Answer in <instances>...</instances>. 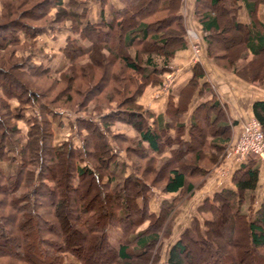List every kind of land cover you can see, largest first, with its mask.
I'll return each instance as SVG.
<instances>
[{
    "label": "trees",
    "instance_id": "1",
    "mask_svg": "<svg viewBox=\"0 0 264 264\" xmlns=\"http://www.w3.org/2000/svg\"><path fill=\"white\" fill-rule=\"evenodd\" d=\"M27 1L0 0V244L8 239L6 222L15 239L28 236L30 241L25 247L0 246V255L7 257L0 264L90 263L82 250L105 255L104 264H154L174 214L234 140L235 120L210 83L199 80L204 69L198 62L188 80L169 91L163 111L137 102L143 88L158 83L175 51L187 44L181 0H116L107 18L100 0L97 20L87 18L78 0ZM242 10L245 21L239 19ZM192 12L209 60L264 88V0H193ZM65 20L60 49L67 63L56 76L40 62L34 39ZM30 75L50 79L45 92L61 86L48 99L27 81ZM194 94L207 97L185 119ZM14 98L17 104L11 107ZM60 103L74 110H108L69 122L79 135L77 144L68 137L54 142L53 123L62 121L53 107ZM250 105L264 136V99ZM31 106L37 114L22 113ZM18 118L27 125L24 131L16 127ZM117 120L134 135L110 133ZM107 135L126 142L124 157L119 159ZM260 163L248 154L232 169V186L196 204V212L168 244L162 264H239L245 252L252 256L248 264H264V198L254 205ZM31 217L41 224L38 234L24 230ZM186 241L199 243L205 254L185 262ZM150 248L155 255L146 259Z\"/></svg>",
    "mask_w": 264,
    "mask_h": 264
},
{
    "label": "crops",
    "instance_id": "2",
    "mask_svg": "<svg viewBox=\"0 0 264 264\" xmlns=\"http://www.w3.org/2000/svg\"><path fill=\"white\" fill-rule=\"evenodd\" d=\"M116 0H103L102 11L105 18L109 16L110 6L117 5ZM193 0H181L180 12L186 28V46L175 51L171 58L170 70L163 73L162 81L165 83L162 89L154 85H146L142 93L137 97V101L144 107L153 112H161L164 109L167 95L170 90L184 84L191 75V66L194 62H198L204 69V74L199 78L200 81L207 80L211 87L215 90L218 97L225 103L228 115L235 120L232 125V139L238 134L242 122L252 115L250 104L254 99H264V88H260L250 83L233 72L227 71L214 63H212L203 51L202 35L203 31L199 22L196 20L192 12ZM101 8L100 0H88L87 18L89 20H97ZM259 14L262 16L261 10ZM239 19L246 20L244 11L242 10ZM66 34V30H62L56 48L62 45V39ZM40 36V34L38 35ZM198 41L200 44V53L198 59L192 58V52L188 43ZM60 58V57H59ZM194 94L189 102L187 110L183 117L187 119L190 109L201 99L206 98ZM230 155V156H229ZM261 161L259 167V180L264 183V164ZM237 165L231 154H226L220 164H218L205 182L191 196V200L209 195L212 191L222 186H232L230 181V173ZM198 199V200H199ZM195 201V203L198 202ZM194 205L191 203V205Z\"/></svg>",
    "mask_w": 264,
    "mask_h": 264
},
{
    "label": "rangeland",
    "instance_id": "3",
    "mask_svg": "<svg viewBox=\"0 0 264 264\" xmlns=\"http://www.w3.org/2000/svg\"><path fill=\"white\" fill-rule=\"evenodd\" d=\"M31 1L32 0H28L27 3L30 4ZM78 1L80 3V7H84L85 8V13L87 15L88 0H78ZM65 25H67L66 20L62 24H59V23L55 24L54 23V24L51 25V27L53 29H48L46 31H43V32L39 33L40 36H38L39 34H37L35 36V39H34V41H35L34 47H37V49L40 48V50H39L40 53L39 54H41V57H42L40 62L44 63L45 65H47L49 70L51 72H53L54 75H56V76L65 67V65L67 63V60L62 55V52H61V49H60L61 46L59 47V49L56 48L57 42H58L59 37H60L59 34H61L62 30L65 31V28H66V27H64ZM185 36H186V28H185ZM63 42H65V37H64V39H62V44H63ZM196 42L199 44L198 41H196ZM192 43H194L193 40L188 43V46L191 47ZM227 44H231V46L234 45V43H227ZM27 47H29L28 44H27ZM21 53H24V51L23 50L21 52L17 51L16 54H21ZM199 53H200V51H199ZM31 77H33V75L27 76L26 77L27 81L30 80L29 82L33 86H35L37 88V90L39 89L40 92H45V90L47 89L46 87L49 85V80L50 79H47V78L46 79H41L40 77H38V79L37 78H33L32 79ZM161 77H162V75H161ZM152 85H154L155 87H157L159 89H162V86H163L162 78H161V80L158 83L152 84ZM60 86H61V84H58L56 86H53L54 87V89L52 88L53 91L51 89L50 91L45 92L48 95V99L51 98V95L53 94L54 90L58 89V87H60ZM256 86H258V85H256ZM259 87L263 88L261 86H259ZM82 88H84V86ZM144 88H143V90H144ZM74 99L76 100L77 98L74 97ZM138 103L141 104L140 102H138ZM10 104H11L10 105L11 107L15 106L17 104V101L15 100V98L11 100ZM60 104H61L60 106L58 105V106L53 107V109L55 111H59L60 112V117H61V121H62V123L60 125H56V124L53 123L52 129H53V141L54 142H60L61 140H63L66 137H68L69 140L72 141V143L77 144L79 142V135L73 133L74 130H73V128H71L69 126V122L75 116H91L92 118H97V115H98L99 112L102 113V112H105V111L108 110V109H106L107 107H100V111H98V112L96 110L92 109L91 107H88L87 109L81 108V109L74 110L72 108L65 107V105H63L62 103H60ZM109 104L111 105V107L112 106L114 107V102L113 101L110 102ZM142 107H144V106L142 105ZM27 108L24 111L22 110V113L24 112V114L26 116L30 115L31 113H34V114L38 113L37 109L33 108L32 106L31 107H27ZM15 122H16V127H18L20 129V131H24L27 128V125H26V123H25L23 118H18V119H16ZM108 129H109L110 133L113 132V133H115V135H117L119 133H123L124 135H127V136H133L134 135V130L132 128H130L125 123H123L121 121H118V120L114 121L112 124H110ZM83 130L84 129H81L82 133L84 132ZM109 135H111V134H109ZM109 135H107L108 142L114 148H118L119 149L118 150L119 159L124 157L123 147L126 145V142L117 141V140H114L113 138L111 139V137ZM133 148H134V146H133ZM228 151H229V149H228ZM228 151H227V153L229 154ZM132 158H134V157H132ZM236 162H239V161H236ZM262 163L264 164V161ZM211 193L209 195H207V196L210 197ZM66 195L68 197L71 196V195L73 196V193L69 192ZM190 198L191 197H189L185 201L183 206L174 214V216L172 218V221H171L169 233L166 236L161 237V239L159 240L158 247H157V249H158L157 250L158 260L154 264H162L164 262L163 259H164V255H165L166 248H167L168 244L170 242H172L177 237V235L182 230V228L189 222L191 216L196 212L195 211L196 204L198 202H200V200L203 197L201 199H199L200 198L199 197V198H196V199H193V200H191ZM262 198H264V183L263 184L260 183V180L258 179V184L255 187L254 205H256L258 200L262 199ZM37 199L42 201V202H46V197L40 196ZM197 200H198V202L195 203V201H197ZM193 201H194V205L193 204L191 205V203H193ZM152 206H153V203H152ZM154 207H155V205H154ZM27 221L23 225L24 230L26 232L28 231V232H31V233H33V231H35V233L38 234L36 231L41 229V224L39 223V221L35 217H31L29 219V221L28 222ZM66 226H67L66 229H68L69 225H66ZM5 227H6V232L5 233H6L7 237H8V239L4 241V244H0L1 247L5 248L8 245H12V247H16L17 248V244L20 243L21 245H23L24 242L30 241L28 236L23 237V238L15 239L13 237V235H12V232H11L12 231L11 225L7 224V222H6ZM112 234L113 235H112L111 239L115 240L117 234L116 233H112ZM236 235H238V234L236 233ZM236 237L237 236H234V238H236ZM11 238H12V240H11ZM51 239L56 241L57 238H56V236L55 237L51 236ZM38 241H39V239H37V243H38ZM80 242H81V240H80ZM186 242L188 244V252H187V255L185 256V262L186 261L188 262L189 259H192V262H194L195 260H197V258H201L203 256V254H205L204 252H201V250L198 249V247H199L198 244L199 243H197V242H188V241H186ZM23 246L25 247V245H23ZM155 250H156L155 248L154 249L153 248L148 249V251H146V253H145V258L149 259V257L155 255L153 253ZM221 251L224 252L225 254H229V252H230V250H222V249H221ZM80 252L84 253V255H88L89 259L91 260L90 263H88V264H104V261L106 259L105 255H104V257L103 256H97L96 253H93V250H91V251H83L82 250ZM230 257H232L231 254H230ZM6 258H7L6 257V253L0 255V261L1 260H5ZM251 258H252V256H251L250 252H245V255L243 256L242 261L239 260L238 263L239 264L251 263L252 262ZM133 262H134V264H141L138 260H134Z\"/></svg>",
    "mask_w": 264,
    "mask_h": 264
},
{
    "label": "built area",
    "instance_id": "4",
    "mask_svg": "<svg viewBox=\"0 0 264 264\" xmlns=\"http://www.w3.org/2000/svg\"><path fill=\"white\" fill-rule=\"evenodd\" d=\"M190 48L192 58L197 60L200 45L194 41ZM164 85L165 83H163ZM228 152L236 161H241L248 154H252L259 160L264 161V136L258 120L253 115L242 122L238 135L234 138Z\"/></svg>",
    "mask_w": 264,
    "mask_h": 264
}]
</instances>
